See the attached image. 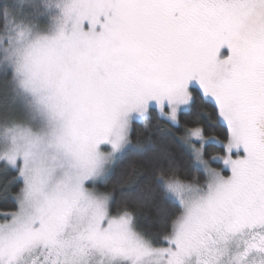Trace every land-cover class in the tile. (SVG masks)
<instances>
[{
	"label": "snow or ice",
	"instance_id": "obj_1",
	"mask_svg": "<svg viewBox=\"0 0 264 264\" xmlns=\"http://www.w3.org/2000/svg\"><path fill=\"white\" fill-rule=\"evenodd\" d=\"M0 264H264V0H0Z\"/></svg>",
	"mask_w": 264,
	"mask_h": 264
}]
</instances>
